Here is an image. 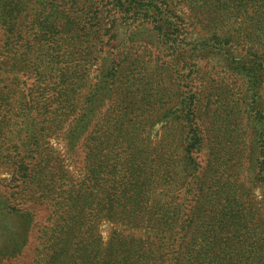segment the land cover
I'll return each instance as SVG.
<instances>
[{"label": "trees", "instance_id": "16d2710c", "mask_svg": "<svg viewBox=\"0 0 264 264\" xmlns=\"http://www.w3.org/2000/svg\"><path fill=\"white\" fill-rule=\"evenodd\" d=\"M0 31V158L29 135L49 207L0 264H264V0H0Z\"/></svg>", "mask_w": 264, "mask_h": 264}, {"label": "rangeland", "instance_id": "374dc122", "mask_svg": "<svg viewBox=\"0 0 264 264\" xmlns=\"http://www.w3.org/2000/svg\"><path fill=\"white\" fill-rule=\"evenodd\" d=\"M2 40L3 36L0 31V61L3 60L1 58L3 52L1 47ZM147 41L150 43L151 38L149 37ZM105 64L106 68L109 64L108 62H105ZM26 78L34 79L31 74L25 73L23 79L26 80ZM26 84L24 88L31 87L29 82H26ZM231 90L233 94L237 93L233 88ZM17 95L21 102H23L22 94L17 93ZM24 128H28V131L33 134L32 126H25ZM159 130L160 125H157L154 132H158ZM59 136L51 135L49 138H45L43 141H47V143L42 148H52L58 151L60 156L64 157V144ZM27 137H21L20 134V139L17 140L19 147L14 149L18 151L17 157L27 156V159L24 161L27 164L26 166L30 167L36 161L35 158L33 159L29 155L31 153L28 150H31V147L34 148V143L28 144ZM17 151H7L10 154L9 158L11 157V163L9 164L3 163L5 158H0V259L14 257L25 252L27 256L26 260H28L32 257L33 251L38 243L40 231L46 224L49 207L45 201L42 204H37L24 200L25 194L22 191H26L31 183L28 180L26 181V185L28 186L21 185V180L24 178L21 174V165L18 162V158L12 156ZM66 163L69 165V160ZM69 169L73 174H77L72 167H69ZM9 206H12L18 212L15 211L16 213L10 214ZM109 228V225L102 226V235L105 239L109 233ZM18 264L20 263L18 262Z\"/></svg>", "mask_w": 264, "mask_h": 264}]
</instances>
